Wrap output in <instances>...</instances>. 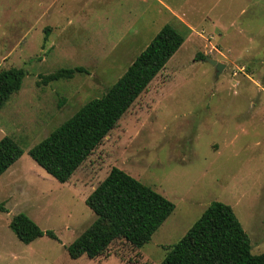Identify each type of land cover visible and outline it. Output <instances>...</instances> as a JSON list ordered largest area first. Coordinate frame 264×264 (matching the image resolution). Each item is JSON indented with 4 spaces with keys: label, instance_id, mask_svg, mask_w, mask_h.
<instances>
[{
    "label": "rangeland",
    "instance_id": "obj_1",
    "mask_svg": "<svg viewBox=\"0 0 264 264\" xmlns=\"http://www.w3.org/2000/svg\"><path fill=\"white\" fill-rule=\"evenodd\" d=\"M165 23L180 47L67 181L46 172L29 148L101 96ZM207 56L223 63L218 74ZM75 66L86 72L38 83ZM9 67L26 73L0 107V138L23 153L0 175V264H160L215 200L231 206L251 252H264V0H0ZM112 166L174 209L140 248L117 239L70 258L95 218L85 198ZM18 212L55 238L20 241L9 228Z\"/></svg>",
    "mask_w": 264,
    "mask_h": 264
},
{
    "label": "trees",
    "instance_id": "obj_2",
    "mask_svg": "<svg viewBox=\"0 0 264 264\" xmlns=\"http://www.w3.org/2000/svg\"><path fill=\"white\" fill-rule=\"evenodd\" d=\"M182 42L183 35L176 28L163 24L117 80L29 148L30 157L57 180L67 181ZM75 72L86 70L81 66L58 68L41 74L38 83L69 79ZM25 73L21 67L0 69V107L19 89ZM22 153L21 146L11 137L0 138V175ZM85 203L95 218L67 246L70 258H95L117 239L140 248L174 209V204L161 193L116 166L88 194ZM9 228L23 243L43 234L55 238L51 230H42L23 212L11 217ZM160 264H264V252H251L250 239L231 206L215 200L168 247Z\"/></svg>",
    "mask_w": 264,
    "mask_h": 264
},
{
    "label": "water",
    "instance_id": "obj_3",
    "mask_svg": "<svg viewBox=\"0 0 264 264\" xmlns=\"http://www.w3.org/2000/svg\"><path fill=\"white\" fill-rule=\"evenodd\" d=\"M205 60L208 61L209 63H211L214 66L217 74L221 71L222 67L224 66L223 63H221V62H219V61H217L215 59H212V58H210L208 56L205 57Z\"/></svg>",
    "mask_w": 264,
    "mask_h": 264
},
{
    "label": "crops",
    "instance_id": "obj_4",
    "mask_svg": "<svg viewBox=\"0 0 264 264\" xmlns=\"http://www.w3.org/2000/svg\"><path fill=\"white\" fill-rule=\"evenodd\" d=\"M186 24H187V26L191 27L188 23H186Z\"/></svg>",
    "mask_w": 264,
    "mask_h": 264
}]
</instances>
